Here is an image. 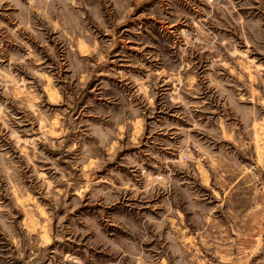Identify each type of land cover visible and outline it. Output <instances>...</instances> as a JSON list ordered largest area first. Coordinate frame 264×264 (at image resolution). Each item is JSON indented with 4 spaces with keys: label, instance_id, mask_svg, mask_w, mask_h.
<instances>
[{
    "label": "clouds",
    "instance_id": "1",
    "mask_svg": "<svg viewBox=\"0 0 264 264\" xmlns=\"http://www.w3.org/2000/svg\"><path fill=\"white\" fill-rule=\"evenodd\" d=\"M0 264H264V0H0Z\"/></svg>",
    "mask_w": 264,
    "mask_h": 264
},
{
    "label": "rangeland",
    "instance_id": "2",
    "mask_svg": "<svg viewBox=\"0 0 264 264\" xmlns=\"http://www.w3.org/2000/svg\"><path fill=\"white\" fill-rule=\"evenodd\" d=\"M146 23H149V22L146 21ZM121 48H123V45H121ZM128 55H132L131 47H129V49H128ZM121 70H122V69H121Z\"/></svg>",
    "mask_w": 264,
    "mask_h": 264
}]
</instances>
